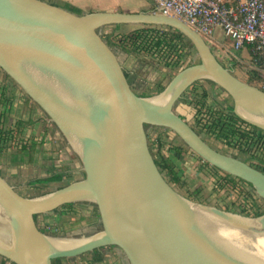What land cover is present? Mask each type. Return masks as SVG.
<instances>
[{
    "label": "water",
    "instance_id": "water-1",
    "mask_svg": "<svg viewBox=\"0 0 264 264\" xmlns=\"http://www.w3.org/2000/svg\"><path fill=\"white\" fill-rule=\"evenodd\" d=\"M117 25L172 28L192 43L199 62L158 95L141 96L102 32ZM0 68L67 135L84 170L82 179L39 197L21 194L0 174L1 255L17 264H53L116 246L128 264H256L219 242L211 219L261 230L257 221L264 215L249 217L183 196L164 177L149 145L147 126L173 131L204 161L250 183L264 200V172L214 148L175 111L195 81L210 79L230 95L240 118L264 130V91L226 67L185 21L158 11L77 13L47 0H0ZM165 93L170 96L164 106L153 101ZM71 203L96 206L102 229L61 248L36 216Z\"/></svg>",
    "mask_w": 264,
    "mask_h": 264
},
{
    "label": "rangeland",
    "instance_id": "rangeland-1",
    "mask_svg": "<svg viewBox=\"0 0 264 264\" xmlns=\"http://www.w3.org/2000/svg\"><path fill=\"white\" fill-rule=\"evenodd\" d=\"M49 2L62 4L65 2L71 3L72 5L81 8L84 13L94 12V11H110V12H142V11H152V1L151 0H94L92 3H77L74 0H47ZM135 27L129 25H122V29L119 32L131 33L134 31ZM115 31L114 26H108L102 29L103 34L107 37ZM215 39L222 42L223 33L218 30L215 35ZM206 40L212 47L214 53L218 59L227 66H232L229 62L230 58L225 53V48H230V40H227V47L222 46L221 43L214 41L206 37ZM110 42V40L108 39ZM224 44V42H223ZM113 46V45H112ZM118 57L120 58L125 69L134 70L139 74L136 85L134 89L138 93L149 94L150 96L158 95V86H164L165 88L170 84L173 78L180 73L185 68L193 65V62L199 60L196 53L187 57L180 66L176 68L167 67L164 63L159 64L156 60L151 61L148 57L147 59H140L132 56L118 47H114ZM231 49V48H230ZM236 68L233 71L241 79L247 81L249 79L250 66L248 59L245 58L244 61H240L235 64ZM0 85H4L2 82V77H5L8 81L16 84L11 78L6 76V73L0 68ZM206 84V83H205ZM208 86V84H206ZM16 87L20 89L26 98L28 99V106H25V110L28 112H33L30 120L19 119L16 124V129H18L19 137L30 134V131H46L51 134L53 141L58 142L56 149H51L50 154L57 156V161L62 164L64 161L68 162L72 166L74 173H68L67 181L65 185L72 183V181L80 180L83 178L84 170L82 161L75 151L73 145L67 138V135L62 131V129L55 124L50 117L32 100L29 96L16 84ZM192 97L193 94H190ZM227 94L225 92L221 93L220 99H227ZM194 106L179 100L175 106V111L178 114H183L189 120L191 125L194 124L195 113ZM25 114V113H24ZM29 117V116H28ZM148 140L150 148L153 154L156 155L157 144L155 140L160 137L164 138L167 142L163 147L164 152L168 153L172 159L176 162L180 173L183 175L185 181L187 182L186 187L174 186V188L183 196L190 200L201 202L207 205L216 206L222 209H229V211L237 212L249 217H255L254 212L256 211V204L261 205V209L264 210V200L257 194L255 189L243 182H238L237 188L226 185L222 189L219 188V179L226 176L224 173H219L213 168H205L202 166L201 160L196 154L191 151H184L181 155H175V152L169 151L171 142L181 143L173 131L166 130L160 127L148 126ZM207 141L216 149L229 154H234L236 151L234 149L228 148L223 144L221 139L216 137L206 136ZM20 144V141H19ZM79 163V164H78ZM76 164L79 166L76 168ZM77 170V171H76ZM7 178H10L8 176ZM31 188V187H30ZM56 188V187H55ZM200 188L199 199L194 197H189V192L191 189ZM57 189H53L56 191ZM51 191V192H53ZM50 193V192H49ZM86 208L94 206L90 203H77L74 205L75 208ZM69 208L61 207L56 212L50 214L37 215V223L39 227L45 231L49 236L57 239L64 240H82L86 237H90L102 229L99 218L93 219L95 216L85 211H68ZM243 211L247 212L244 213ZM58 217V218H56ZM246 231L247 229L239 228V230ZM250 231V230H249ZM248 232V231H247ZM261 248V247H260ZM0 257H5L0 254ZM7 259V258H6ZM9 261V259H7ZM10 262V261H9ZM64 264H128L127 260L123 256L122 252L118 247L105 246L100 249H96L91 252H86L82 255L68 258Z\"/></svg>",
    "mask_w": 264,
    "mask_h": 264
},
{
    "label": "trees",
    "instance_id": "trees-1",
    "mask_svg": "<svg viewBox=\"0 0 264 264\" xmlns=\"http://www.w3.org/2000/svg\"><path fill=\"white\" fill-rule=\"evenodd\" d=\"M61 5L77 13H84L81 8L76 7L71 3L65 2ZM152 11H156L154 3L152 5ZM114 27L115 31L108 35L110 44L113 45V47H118L124 52L142 60L149 57L151 61L156 60L159 64L164 63L167 67L176 68L180 66L187 57L193 55L194 52L196 53L192 43L182 33L169 27L144 26L131 33L119 32V30L122 29V25ZM198 62L199 60H196L193 64ZM235 63L238 62L236 61ZM225 66L232 70H235L236 68L235 64L230 67L227 65ZM127 75L134 87L139 74L132 69L127 71ZM6 76L9 77L7 74ZM247 82L253 85L257 84L256 75L251 70L249 71V79ZM205 83L208 84V86ZM164 89V86H158L157 93H161ZM223 92L225 91L218 87L214 81L210 79H200L195 81L187 89L180 100L194 106V124L192 126L204 137V139H206V136L221 139L225 146L236 151L233 155L264 172V130L240 118L234 111V101L230 95H227V99H220V95ZM138 94L146 97L150 96L149 94L144 93ZM190 94H193V96L191 97ZM16 133L18 134V129H16V127L8 130H4L3 127L0 128V152L15 146V143H10L12 141L15 142ZM177 138L179 139L178 136ZM155 143L157 144L156 155L154 154L155 161L164 177L172 185L186 187L187 182L180 173L176 162L163 150V147L167 142H165L164 138L160 135V137L155 140ZM170 144L171 146L168 150L175 152V155H181L186 149L195 154L183 142L182 144H175L174 142H171ZM22 146L25 148L26 145ZM153 148L154 147L151 146V150ZM198 158L201 160L203 167L208 169L213 168L217 170V172L226 175L219 179L220 181L218 185L220 189L226 185L237 188L238 182H243L252 186L250 183L242 179L226 174L204 161L201 157L198 156ZM200 191V188L191 189L189 197L192 196L195 199H199ZM76 204L77 203L67 204L65 207L69 208L68 211L74 212L78 210L74 207ZM243 212L247 213L245 211ZM94 215L96 218H100L96 206H94ZM262 215H264V210L261 209L259 204H256L254 216L258 217ZM66 260H68V258H56L53 259L52 263L64 264ZM11 263L17 264L15 262Z\"/></svg>",
    "mask_w": 264,
    "mask_h": 264
},
{
    "label": "crops",
    "instance_id": "crops-1",
    "mask_svg": "<svg viewBox=\"0 0 264 264\" xmlns=\"http://www.w3.org/2000/svg\"><path fill=\"white\" fill-rule=\"evenodd\" d=\"M74 1L77 3L94 2V0ZM1 80L4 85H0V128L3 127L4 130H8L14 128L19 119H27L29 121L33 112L31 113L24 109L25 106H28L27 103L29 101L24 93L16 87V84L8 81L5 77H2ZM179 115L184 117L183 114ZM193 116L194 113L191 117ZM184 118L187 119L186 117ZM13 143H15L14 147L0 152V174L18 192L27 197L43 196L53 191V189L63 187L65 181L68 180V173H74L72 166L68 162L64 161L62 164H59L57 156L50 154L51 149H56L59 143L53 141L49 132L30 131V134L22 137H19L16 133L15 142L12 141L10 144ZM22 145H26L25 148ZM185 151L188 150L186 149ZM78 167L76 164V168ZM8 176L10 178H7ZM85 209H88V212L93 215L94 209H91V207L86 208L85 206L84 208H78L77 211H85ZM95 218L94 216L93 219L95 220ZM9 261L6 258L0 257V264H12Z\"/></svg>",
    "mask_w": 264,
    "mask_h": 264
},
{
    "label": "built area",
    "instance_id": "built-area-1",
    "mask_svg": "<svg viewBox=\"0 0 264 264\" xmlns=\"http://www.w3.org/2000/svg\"><path fill=\"white\" fill-rule=\"evenodd\" d=\"M156 11L175 16L205 38L216 40L223 33L222 46L236 64L248 59L257 84L264 91V0H151ZM224 42V44H223ZM261 206V205H259Z\"/></svg>",
    "mask_w": 264,
    "mask_h": 264
},
{
    "label": "bare ground",
    "instance_id": "bare-ground-1",
    "mask_svg": "<svg viewBox=\"0 0 264 264\" xmlns=\"http://www.w3.org/2000/svg\"><path fill=\"white\" fill-rule=\"evenodd\" d=\"M54 83H53L54 85H58L56 82ZM60 84L70 85L65 82H60ZM179 85L182 86V83H180ZM60 90L63 99L67 103L72 102V98L70 97V94H68L66 91L62 89ZM169 96L170 95L168 93H165L163 95L157 96L156 98L153 99V101L156 102L157 104H161L162 106H164L168 102ZM71 131L72 134L75 136V138L78 140V142H80V140L82 141V138L76 135L75 129H71ZM211 220H212V224L216 225L214 227L215 231L217 232L216 238L218 239L219 242L225 244L226 245L225 247L228 250L234 252L237 256H239L243 260L256 264H264V220L257 221L258 226H260L261 230L256 229L250 231L249 229H247L246 231L241 229L239 230V228L241 227L235 226L234 224H224L218 219L212 218ZM1 237L2 235H0V238ZM54 240H55V244H58L59 247L61 248H64L71 243L79 242V240H64V239H54Z\"/></svg>",
    "mask_w": 264,
    "mask_h": 264
},
{
    "label": "flooded vegetation",
    "instance_id": "flooded-vegetation-1",
    "mask_svg": "<svg viewBox=\"0 0 264 264\" xmlns=\"http://www.w3.org/2000/svg\"><path fill=\"white\" fill-rule=\"evenodd\" d=\"M232 65L234 64V63H231Z\"/></svg>",
    "mask_w": 264,
    "mask_h": 264
}]
</instances>
